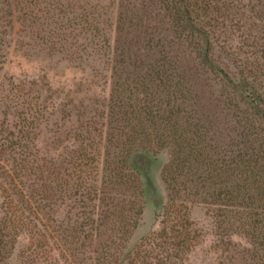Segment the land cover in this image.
Segmentation results:
<instances>
[{
  "label": "rangeland",
  "instance_id": "1",
  "mask_svg": "<svg viewBox=\"0 0 264 264\" xmlns=\"http://www.w3.org/2000/svg\"><path fill=\"white\" fill-rule=\"evenodd\" d=\"M200 3L209 55L230 76L241 72L264 106V0ZM169 5V0H0V187L18 184L23 196L14 193L12 198L28 217L27 226L9 231L15 245L7 246L11 255L5 264H96L103 258L105 264H118L113 258L134 246L137 264H164L159 262L166 255L159 242L182 240L187 233L184 244L168 254L169 264H264V243L251 236L257 229L249 220L240 223L243 209L210 204L201 190L194 193L201 184L209 195L218 190L205 174L206 164L196 165L200 170L195 177L186 178L192 182L187 190L180 185L178 193L170 192L162 179L163 174L179 182L185 177L178 179L181 173L169 168L174 147L160 146L157 137L163 131L152 117L156 110L139 109L144 96L138 93L144 88L138 84L134 89L133 81L142 80L136 77L139 72L150 87L149 99L155 94L152 102L167 111L169 88L159 87L152 74L163 69L158 65L166 57L177 60L180 85L186 90L192 144L213 158H223L224 151L244 143L249 152L264 144V131L258 142L252 134L258 125L264 130L262 123L242 116L236 98L222 84L224 77L200 64L193 41L174 34ZM150 37L149 44L158 38L168 44L170 55L149 51ZM123 41H133L136 51L132 47V61L125 64L119 62ZM123 115L133 127L116 122ZM129 134H134L130 152H139V187L116 182L111 176L115 164L107 162L116 157L121 169L129 165L122 161ZM224 175L222 171L221 189L231 178L246 187L240 195L251 193L242 174ZM102 183H107L105 194L100 193ZM4 202L0 190V218H13L15 212ZM31 205L37 218L49 217L45 227L33 216ZM84 222L88 237L79 239L83 232L74 233ZM222 234L235 249L223 251ZM40 240L48 245L46 252L31 255ZM242 249L244 257L237 252Z\"/></svg>",
  "mask_w": 264,
  "mask_h": 264
},
{
  "label": "trees",
  "instance_id": "2",
  "mask_svg": "<svg viewBox=\"0 0 264 264\" xmlns=\"http://www.w3.org/2000/svg\"><path fill=\"white\" fill-rule=\"evenodd\" d=\"M169 4L170 5L167 8L169 9L167 11L169 14L168 20L174 34H183L184 39L188 43H191V41H193L191 44H194V47L197 48L196 51L198 52L200 64L208 68V70L213 75L224 77L225 80L222 81V84L228 86V92L230 95L232 94V99L233 95L234 98H236V101L238 102V105H236V107L241 109L239 112L242 114V116L248 117L249 119H251L250 121H259V124L262 123V125L264 126V106H262V99L260 98V95L255 94V90L251 86H249L247 82H244V80L241 79V72L236 73V78L230 76V72L224 71L222 65L214 60L211 55H209V53H211V49L209 46V35L207 31H205L204 24L199 18V12L202 9L200 0H169ZM130 15L135 17V13L133 12H131ZM151 32L152 31H147V34H152ZM195 38H198V40L195 41ZM152 39V37L148 38L146 43L147 49L149 51L155 50L162 55L164 53H169L168 55H170L171 51H169L170 49L168 44L160 41L159 38L157 39L158 43L155 44V42H153L152 44H149ZM199 41L201 42V44H199ZM123 43H125V46L124 48H122L119 56V62L121 64L129 63L132 61L129 56L130 52H132V47L133 51L136 54L133 41H123ZM134 43L138 44L136 42ZM163 60L164 63L158 65V67H163V69L156 71L154 70V73L152 74L157 77L159 87H161L163 90L169 88V92L166 93L167 103L165 104V106L167 107V111L163 110L164 108L161 103L158 104L152 102L154 98H156L155 94L152 93V99H149L150 87L145 84V82L143 81L144 78L139 75V72L136 73V77H141L142 80L138 81L137 79H135L136 82L133 81L135 84L134 89L138 88V84L139 86L141 85L144 88L140 90V93H138V95L142 94V96H144V98L140 97V99H143V101L139 109L144 113H150L152 112V110H156L155 114H153L152 117L156 119L158 128L163 131L157 137L160 146L164 147L167 145H171L172 147H174V155L169 168L171 170H177L181 173L179 174L180 177L178 176V179L185 177V180H180L182 182L181 183L178 180L176 181V179H173L171 177L168 178L165 176V174H163V181L167 185L169 191L171 190L170 192L178 193L180 185L183 186V190H187L192 186L190 185L192 182L186 181V178L195 177L197 169L206 164L207 173L205 174L212 181L216 182L215 184L218 190L216 193L210 192L209 195L206 190L208 187L201 184L200 187L196 188L197 190H194V193L198 194L196 193L198 189L201 190L202 193H204V196H209L210 199L207 201V203L210 204L220 203L224 206L227 205L235 208L241 207L243 209L244 216L243 220H241L242 222L240 223H242V225H245L247 224L246 221L249 220L248 224L251 223L252 227L254 229H257V233L253 232L251 236L253 238L255 236L259 237L260 242L264 243V218L261 217V215H264V144L259 143L257 149L251 148L249 152L247 144L244 143L242 148H236V150L233 151L230 150L229 153H227V151H224V153L221 154L223 155V158H220L219 156L217 157V155L219 154H217L216 157L213 158L209 156L207 152H204L201 147H198L197 144H192L191 142H193V140L189 139V136L191 134V131L189 129L191 121H189L188 117L186 116L187 112L185 108L186 90L183 86L180 85V76L176 71V67L178 66L177 60L170 59L169 57H166ZM164 64L167 66L166 70L164 69ZM146 74L150 75V73ZM118 75L119 74L117 73V76ZM237 93L239 94L238 97ZM157 94H163V92L157 91ZM154 105L156 107H154ZM246 117L245 119L248 120ZM116 122L122 123V127H133V124L130 123V120L126 121V115L121 116V118H119V121ZM260 131L263 132L264 130L263 127L258 125L257 130L252 132L254 136V142H258ZM131 137H134V134H129L127 140L129 141ZM203 142L205 141L203 140ZM207 145L209 147L212 146L211 144ZM132 146L133 143L130 140V144L127 148V153L125 152L126 156L122 158V161L126 160V162H129V165L127 163L126 165L123 164L121 169L120 165H117L118 159L116 157H113L111 161L107 162H113V164H115V169L112 168L113 175L111 176L114 177L116 182L123 181L125 183H132L139 187L140 183H142L143 175L139 163L135 161V156L139 152H137V150L130 152L132 150ZM235 152H237L236 159ZM148 154H150V151L148 152ZM238 158L242 162L241 168L238 167ZM196 165H198L197 167L199 168L196 169ZM22 167H24V165ZM237 170H240L241 173L237 172ZM222 171L226 174L224 176L229 177H232V175L236 176L237 174H242V180L245 181L247 185H249L247 186V188L251 193H249L247 196L240 195V193L246 190V187L244 189L243 187L236 185L235 182L231 181V178L230 180L226 181V184H223L224 190L221 189L220 178L222 175ZM81 178L82 177L79 175L76 180L80 181ZM14 179L15 178L12 177L13 181ZM65 182L67 181L65 180ZM78 183L79 186H82L81 182ZM106 184L107 183H102L100 193L105 194ZM0 190L5 196V208L7 210L8 208H12L13 212H15L14 215H11L13 216V218L10 216L9 218H7V216L5 219L0 218V262H4L5 264L7 258H9V256L11 255V249L9 250L7 246L12 248L15 245V243L11 242V234L9 231L10 229L14 228V226H27L28 223L26 221L28 217L24 215L23 207H21V205H17V202L12 198V195L14 193V195H17L19 197L23 196L21 193V188L18 187V184L13 183L12 188L0 187ZM87 198L89 197L87 196ZM102 200H104V198ZM202 201L204 200L202 199ZM30 207L34 208L32 205ZM35 212L36 209L34 208L33 216L35 215ZM36 216L37 215H35V217ZM157 216L159 215L157 214ZM36 219L42 227H45V222H47L49 217L45 216V219H43L42 217H36ZM85 223L87 222L78 223V226L76 228L77 230L74 233V235H77V231L83 232L81 233V235L77 236L79 239H85L86 237H88V234H86L83 229V225ZM133 226H135V223L133 224ZM178 233H180V230L178 231ZM186 237L189 238V233H187L185 235V238H183L182 240L178 239L175 241V238H164L162 241H160L158 246L159 248H162V252L166 253V255L162 256L159 262L169 264L167 258L168 254L171 252V249H175L176 247H179L180 244H184ZM224 237V234L220 235L221 239L219 240L223 242V251L229 252L232 248L235 249V246L231 245V241L224 240ZM146 238L147 240H150L152 237L149 236ZM190 241H194L193 236L192 238H190ZM47 246V244L41 243L40 240V243L36 244V249H33L30 254H35L36 256H38L41 253L42 255L44 251L41 250H45L44 247ZM134 248H136V246L128 249L124 248L122 254H120V256L114 257L113 260L116 259V261H118V264H137L138 259H135V254L139 253V251L135 252L134 254ZM244 249H246V251L248 250L247 248ZM244 249L238 250V254L243 256L242 253ZM4 256H6L5 259H3ZM230 258L233 259L234 257L231 255ZM104 259L105 258H103L102 260ZM102 260L96 261V264H105V262ZM113 260L111 259L110 262H112Z\"/></svg>",
  "mask_w": 264,
  "mask_h": 264
}]
</instances>
